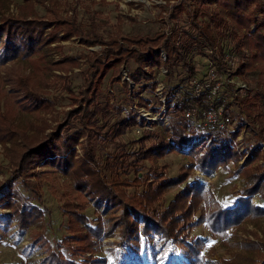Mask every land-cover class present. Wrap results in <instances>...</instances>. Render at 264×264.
<instances>
[{"label": "trees", "instance_id": "16d2710c", "mask_svg": "<svg viewBox=\"0 0 264 264\" xmlns=\"http://www.w3.org/2000/svg\"><path fill=\"white\" fill-rule=\"evenodd\" d=\"M25 1L12 14L5 12L9 1L0 0V67L15 65L3 74L9 91L0 87V143L11 170L9 177L0 179V208L9 210L3 222L15 223L22 234L43 225L45 208L16 186L20 182L34 190L41 183L38 167L56 168L74 182L77 192L64 197L61 205L68 230L62 239L51 243L41 231L32 235L31 244L44 248L38 264H109L98 244L116 234L119 239L110 242V264H264V236L258 241L242 239L232 259L214 260L203 253L208 238L191 234L205 224L213 235L226 237L228 229L248 221L260 226L264 216V0H183L175 6L168 30L108 38L95 21L88 26L65 18L54 4L41 16L30 0ZM75 35L103 50L68 54L60 42ZM216 51L235 53L236 66L224 63ZM197 56L210 58L233 77L257 74L256 94L229 95L235 85H226L227 107L232 112L237 106L241 117L230 137L203 127L188 128L185 110L209 106L206 97L193 95L192 81L200 74ZM131 62L135 66L128 69ZM84 65L76 91L70 73ZM162 67L168 83L160 95L162 105L154 108L161 113L157 122L142 116L138 108L123 115L124 108L103 92L106 77L111 73L109 83L116 84L126 69L129 80L122 82L128 101L142 91L158 96L162 80L157 71ZM58 82L71 102L52 125L43 113L55 110L51 89ZM149 103L146 98L138 102ZM23 114L34 116L37 123L23 122ZM247 121L253 135L248 141L238 140L242 129L250 127ZM182 151L187 163L169 176L161 160ZM230 162L241 185L236 203L225 206L207 192L194 171L213 177ZM34 192L40 198L38 190ZM170 193L173 198L165 202ZM90 203L95 219L85 212ZM154 236L172 252L169 262L164 263L162 250H156Z\"/></svg>", "mask_w": 264, "mask_h": 264}, {"label": "rangeland", "instance_id": "374dc122", "mask_svg": "<svg viewBox=\"0 0 264 264\" xmlns=\"http://www.w3.org/2000/svg\"><path fill=\"white\" fill-rule=\"evenodd\" d=\"M8 1L9 6L5 12L12 14H17L19 7L26 3L25 0ZM182 1L183 0H84L83 2H78L77 0H30L29 3L34 4L35 9L41 16L47 15L49 13L48 6L54 4L57 9L61 10V13L65 18H77L88 26H90L92 21H95L101 27L100 34L108 38V36L112 35H154L159 31L168 30L167 26L172 25L170 16L172 12L175 11V6ZM183 24H185V26L190 25L184 21ZM60 43L66 46L65 50L68 54L76 56H80L83 52L86 53L90 50L97 52H101L103 50L102 45L87 44L85 41H82L81 37L76 35L69 40L61 41ZM216 52L218 55H222L220 51ZM230 54L232 61H230L229 57L227 58L231 63L227 62L226 55H222V61L226 64H234V66H236L238 57L235 53L233 54V52ZM163 56L166 59L167 56L165 51ZM195 61L199 72H205L206 57L197 56ZM12 66L15 65L8 64L0 67V87L5 89L7 92L10 89V83L3 80V74L7 68ZM134 66L135 63L131 62L127 68L132 69ZM85 68V65L82 67H76L74 72L70 73L72 76V84L76 91H78L79 86L83 82L80 72ZM164 71L166 72L165 67H162L157 71L158 78L162 80V83H159L156 88L158 96H155V94H152L149 91H142L139 93V96H133V102L128 101L122 82L126 79L129 80L126 69H123L122 80L113 85H110L109 83V78L111 76L110 73L105 79L103 92L111 101H114L116 104L124 108L122 111L123 115H126L132 107L138 108L141 113L145 114V118L157 122L161 118V113L154 112V108H158L162 105L160 102V95L163 87L168 83ZM233 81H235V88L232 87L229 95L235 93L243 97L248 94H256L258 91L259 84L256 73L251 72L244 77L235 75ZM239 82L242 86H245L241 88L242 86L239 85ZM130 87L133 88L134 83L131 82ZM51 90L52 95H54L52 98L55 101V110L51 113H43V117L46 118L50 124L54 125L56 123V116L58 115L59 118H62L63 111L69 108L71 101L66 96L67 93L63 89L62 82H58ZM140 98L148 99V101H150L149 105L139 106L138 102ZM7 99L8 95L2 99V103L7 101ZM261 106L264 110V101ZM231 110L236 120V125L241 120L239 109L237 106H232ZM21 120L25 123H37L34 116L27 114L21 115ZM247 123L248 125L250 124L248 121ZM146 128L153 129L154 127L146 126ZM251 128L252 127L250 126L247 127V130L246 128L242 129L238 140L239 138L247 139L248 137H251L253 135ZM133 134H130V138L134 137ZM108 148L113 149L114 146L110 145ZM78 151L82 153V149L79 146ZM187 161L188 160L184 155V151H182L179 154H168L161 160V163L167 164V174L169 176H174L178 174L181 166L186 164ZM0 164V179H5L11 175V170L9 159L5 156L4 147L1 143ZM234 168V162H230L228 167H221L213 177L206 176L197 168L194 172L201 175L198 177L204 181L205 189L209 194H212L211 196L216 198V200L220 201L225 206H232L236 203L238 197L237 188L241 185L239 177L234 174ZM37 172L40 176L41 183H38L37 186H33L34 190H38L40 198H38L37 192H34L33 188H29L20 182H17L16 186L24 197L29 196L34 204L45 208L43 225L34 226L29 229L28 232L22 234L17 230L15 223L6 226L7 222H3L5 221L3 214L8 213L9 210L0 208V264H38V260L41 257L40 252L44 250V248H39L31 244L33 238L32 235L37 231H41L51 243H55L68 233L67 217L64 215L61 205L65 200L64 197L68 198L72 193L76 195L77 192L75 191L74 182L51 166L38 167ZM139 175L141 176V174ZM173 195L174 193L167 194L165 202L170 201L173 198ZM254 201L257 204H260L259 197H255ZM85 212L91 219L96 218L93 203L88 204ZM227 232L229 234L226 237L213 235L207 226L202 224L194 227L191 234L194 237L208 238L207 244L203 250L206 257L214 260L232 259L234 257V253L241 249L238 242L242 239L249 238L253 241H258L259 238L264 236V216L260 220V226H257V224L253 221H248L243 223L240 227H232L228 229ZM233 232H236V236H232ZM118 239L119 235L116 234L112 237L103 238L98 244L99 254L106 256L109 264L113 260L112 254L109 251V248L112 247L110 242ZM151 241L156 244L157 251L161 252L162 250V260L164 263L169 262V259L172 258V252L163 247L160 238H158V236H154Z\"/></svg>", "mask_w": 264, "mask_h": 264}, {"label": "built area", "instance_id": "2783aa9c", "mask_svg": "<svg viewBox=\"0 0 264 264\" xmlns=\"http://www.w3.org/2000/svg\"><path fill=\"white\" fill-rule=\"evenodd\" d=\"M227 57L230 58L231 54L229 53L226 55L227 62L231 63L230 61H232V59L230 58L229 61ZM205 65L206 71L201 72L193 79L192 86L193 95L196 97H206L209 102V106L200 108L193 105L185 110L184 115L189 123L188 128L203 127L208 130L225 133L228 137H230L236 120L233 118L232 112L227 107L224 91L226 90L228 82L235 84V81H233L234 77L231 71H220L217 64H215V62L208 57H206ZM239 85H241L240 82ZM141 114L142 116H145V114ZM139 131L140 128L137 132ZM239 140H242V138H239ZM196 175L201 176L199 174Z\"/></svg>", "mask_w": 264, "mask_h": 264}]
</instances>
